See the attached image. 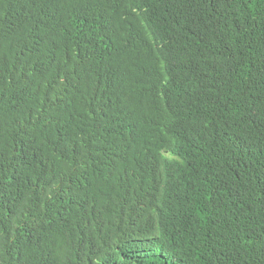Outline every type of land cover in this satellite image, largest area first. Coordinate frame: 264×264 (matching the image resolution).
I'll list each match as a JSON object with an SVG mask.
<instances>
[{
    "label": "trees",
    "instance_id": "1",
    "mask_svg": "<svg viewBox=\"0 0 264 264\" xmlns=\"http://www.w3.org/2000/svg\"><path fill=\"white\" fill-rule=\"evenodd\" d=\"M0 264H264V0H0Z\"/></svg>",
    "mask_w": 264,
    "mask_h": 264
}]
</instances>
